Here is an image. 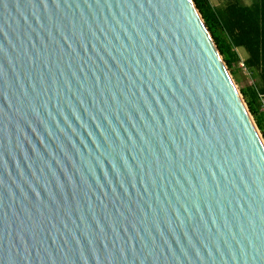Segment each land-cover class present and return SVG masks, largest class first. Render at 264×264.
<instances>
[{
	"label": "water",
	"instance_id": "water-1",
	"mask_svg": "<svg viewBox=\"0 0 264 264\" xmlns=\"http://www.w3.org/2000/svg\"><path fill=\"white\" fill-rule=\"evenodd\" d=\"M0 264H264V137L195 0H0Z\"/></svg>",
	"mask_w": 264,
	"mask_h": 264
},
{
	"label": "trees",
	"instance_id": "trees-1",
	"mask_svg": "<svg viewBox=\"0 0 264 264\" xmlns=\"http://www.w3.org/2000/svg\"><path fill=\"white\" fill-rule=\"evenodd\" d=\"M195 1L232 74L234 66L239 63L238 55L235 52L236 49L239 47H246L251 52L253 51L255 44L254 33L249 35L247 29L250 25L252 28L256 25L260 34L262 31V15L260 12L253 10L254 8L242 6L241 0H227L228 7L226 9H218L212 3V0ZM256 37H258V34H256ZM242 96L258 128L261 130L260 115H263V113L260 98L264 96V94L251 93V96H249L247 93L242 92ZM252 100H254L255 105ZM262 134L264 137L263 131Z\"/></svg>",
	"mask_w": 264,
	"mask_h": 264
},
{
	"label": "crops",
	"instance_id": "crops-1",
	"mask_svg": "<svg viewBox=\"0 0 264 264\" xmlns=\"http://www.w3.org/2000/svg\"><path fill=\"white\" fill-rule=\"evenodd\" d=\"M212 3L218 9H226L228 7L227 0H216V3L212 0ZM241 5L254 8L253 10L260 12L262 15V34L260 32V36L256 25L253 28L251 25L248 26L247 32H249V35L254 33V49L252 52L246 47L236 49L235 52L238 55L239 63L233 68V79L236 85L242 88L241 94L242 92L247 93L249 96H251V93L264 94V0H241ZM256 34H258V37H256ZM252 102L254 104V100ZM260 102L263 113V115H260V125L261 130L264 132V96H261Z\"/></svg>",
	"mask_w": 264,
	"mask_h": 264
},
{
	"label": "rangeland",
	"instance_id": "rangeland-1",
	"mask_svg": "<svg viewBox=\"0 0 264 264\" xmlns=\"http://www.w3.org/2000/svg\"><path fill=\"white\" fill-rule=\"evenodd\" d=\"M213 1H214V3H216V0H213ZM238 87H239V86H238ZM238 89H239L240 91L242 90V88H241V87H239Z\"/></svg>",
	"mask_w": 264,
	"mask_h": 264
}]
</instances>
